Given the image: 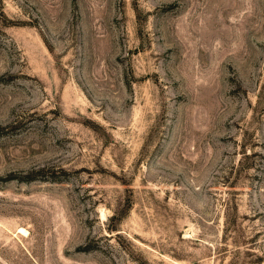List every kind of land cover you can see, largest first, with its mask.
I'll return each instance as SVG.
<instances>
[{
  "label": "rangeland",
  "instance_id": "1",
  "mask_svg": "<svg viewBox=\"0 0 264 264\" xmlns=\"http://www.w3.org/2000/svg\"><path fill=\"white\" fill-rule=\"evenodd\" d=\"M0 264H264V0H0Z\"/></svg>",
  "mask_w": 264,
  "mask_h": 264
},
{
  "label": "bare ground",
  "instance_id": "2",
  "mask_svg": "<svg viewBox=\"0 0 264 264\" xmlns=\"http://www.w3.org/2000/svg\"><path fill=\"white\" fill-rule=\"evenodd\" d=\"M20 233H26V231L23 228H21Z\"/></svg>",
  "mask_w": 264,
  "mask_h": 264
}]
</instances>
